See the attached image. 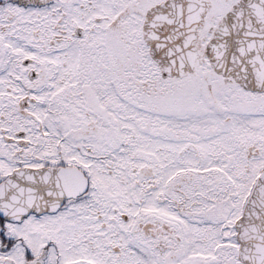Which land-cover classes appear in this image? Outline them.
Segmentation results:
<instances>
[{"label":"snow or ice","instance_id":"obj_1","mask_svg":"<svg viewBox=\"0 0 264 264\" xmlns=\"http://www.w3.org/2000/svg\"><path fill=\"white\" fill-rule=\"evenodd\" d=\"M0 264H264V0H0Z\"/></svg>","mask_w":264,"mask_h":264}]
</instances>
